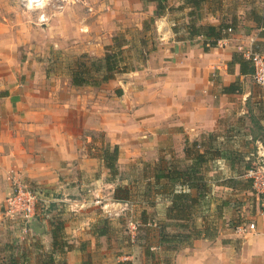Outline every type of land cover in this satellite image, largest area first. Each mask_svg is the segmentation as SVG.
<instances>
[{
	"label": "crops",
	"instance_id": "0c3cea01",
	"mask_svg": "<svg viewBox=\"0 0 264 264\" xmlns=\"http://www.w3.org/2000/svg\"><path fill=\"white\" fill-rule=\"evenodd\" d=\"M136 1L140 7L147 4L153 13L154 3ZM250 1L245 0L252 6H241L246 21L238 16L224 47L204 49L202 38L190 37L183 28L186 19L176 20L181 25L174 32L168 13L158 17L153 25L155 43L143 50L139 65L116 73L98 86L73 85L39 66L15 65L6 55L9 50L0 48V223L10 171L40 188L44 198L52 195L51 201L69 200L75 206L88 199L95 202L99 205L97 217L108 213L109 205H120L111 196L120 181L124 182L117 175L110 179L102 160L108 145L92 147L95 132L117 146L118 171L125 166L142 169L140 163L148 168L179 162L186 159L185 148L194 141L200 151L211 143L213 149L243 154L251 164L258 144L264 145V87L253 82L252 70L240 72L234 60L240 53L237 47L247 45L250 38L254 49L264 50V29L252 17L258 6ZM208 3L209 24L229 18L223 7H240L236 0L232 4L230 0ZM211 163L219 173L224 168L230 174L213 177L211 185L233 190L238 176L232 167L244 169L242 165L232 166L218 156ZM51 212L39 215L41 233L50 229V221L64 217L61 209ZM223 218L214 223L212 237L197 238L180 247L175 264H264V213L260 212L259 200L240 222L246 228L254 223L253 229L239 233L235 227L240 223L230 226L222 223ZM94 226L90 223L85 230L75 224L72 231L80 230L78 236L86 232L92 246L103 238L93 235ZM41 233H33V237ZM7 248L20 251L19 255L11 251L5 258L19 260L21 256L19 264L26 263L23 245L9 243ZM60 254L58 264H77L71 251ZM52 260L49 264H57L56 255Z\"/></svg>",
	"mask_w": 264,
	"mask_h": 264
},
{
	"label": "rangeland",
	"instance_id": "374dc122",
	"mask_svg": "<svg viewBox=\"0 0 264 264\" xmlns=\"http://www.w3.org/2000/svg\"><path fill=\"white\" fill-rule=\"evenodd\" d=\"M28 1L0 0V39H2L0 48L9 50L6 55L15 65L25 63L27 66H39L52 77L57 76L70 80L73 70L83 68L81 63L90 66L93 59L104 56L106 52L118 50L117 46L120 43L122 47L119 48H121L123 60L119 69L124 72L139 65L141 60L138 52L140 49H150L155 43L153 25L158 17L154 10L153 13H149L150 9L147 4L140 7L138 6L140 3L138 4L136 0H38L37 2H30L32 1L30 0V3ZM232 1L235 0H230L231 4ZM236 1L240 7L234 9L223 7L222 9L230 15L228 19L246 16L241 7L244 3L246 6H252L245 0ZM250 2L256 4L253 6H258L256 10L261 11L264 6V0H251ZM181 3L182 0H167V4L171 6H178ZM207 4L208 2L203 4L202 17L199 20L204 24H209L206 23L209 17ZM185 10H175L168 15L180 20ZM165 15L167 13L163 16ZM242 19L246 21L244 17ZM257 50L264 55L263 49V51L259 48ZM107 145L113 147L101 132H95L92 147ZM142 165V169L136 167L131 169L125 166L121 171L117 169L116 173L109 171L110 179L117 175L124 182L120 181L118 186L128 189L129 200L120 201V205L115 208L109 205L106 211L108 213L99 215V217H97L100 214L99 205L89 199L78 206L64 199L63 201L58 199L51 201L52 195L44 198L40 188L27 182L38 194L36 209L39 213L46 210L58 213V209L62 210L64 217L55 219L56 222H62L63 237H60V241L63 242V246L65 245V251H71L74 254L77 264H81L83 260H89L90 264H118V262L161 264L164 258L165 261L169 260V264L176 263V253L180 248H166L158 244L160 226L165 224L164 227L168 232L178 230L177 226L173 225L175 221L166 218L167 198L165 195L167 190L162 188L165 183L161 181V184H156L152 179L154 170L157 169L153 164L148 168L144 166V163H140V167ZM207 169L206 176L209 180L217 175L223 177L230 175L224 168L219 173L211 162ZM244 170L237 169L238 178L236 180H239L241 184L234 186L233 190L211 185L209 197L198 206L195 212L197 225L202 224L203 221L209 225L218 224V217L221 216H224L222 223L226 221L230 226L244 220L253 202H257L253 190L243 187ZM132 178H134L133 181H131ZM112 188L110 186L109 191ZM194 191L191 192L194 193ZM78 192L81 193L82 190L78 189ZM111 197H114V193ZM143 209L147 212V223H142L140 218ZM71 213L73 217L69 215ZM2 218L0 264H7L9 258L5 256L11 251L19 255L20 250L18 249H6L9 243L13 246L23 245L27 257L24 264H49V258L53 255H56L57 264L61 262V259L57 257L59 255L62 258L61 249H53L49 230L33 237L32 231L22 232L23 223L20 220L14 221L4 216ZM105 219L108 236L98 238L92 246L86 240V232L78 236L76 234L80 233V230L77 231L78 233L72 231L75 224L85 227L86 230L90 223L102 225ZM66 222L67 226H65ZM166 224L169 225L166 226ZM79 238L85 242L82 251L78 248L83 243ZM147 246L150 254H146Z\"/></svg>",
	"mask_w": 264,
	"mask_h": 264
},
{
	"label": "trees",
	"instance_id": "16d2710c",
	"mask_svg": "<svg viewBox=\"0 0 264 264\" xmlns=\"http://www.w3.org/2000/svg\"><path fill=\"white\" fill-rule=\"evenodd\" d=\"M143 4L153 2L155 4L154 12L156 17L163 16L166 13H170L175 10L184 11L182 18L186 19V23H183V28L190 37L199 36L202 38L204 49L207 46H215V42L219 38L228 37L231 33L227 32V28H231L234 32L238 20L233 17L232 19L221 20L218 24H204L200 23L199 20L202 17L203 4L207 3L208 0H182V3L178 6H171L167 4V0H141ZM207 1V2H206ZM211 1V0H209ZM215 0H212L214 3ZM211 10L210 3L207 4V10ZM253 20L264 29V8L261 11L254 10L252 14ZM180 18V19H182ZM178 19V18H177ZM177 19H173L172 29L176 32L180 25L176 22ZM118 50L112 52H106L104 56L95 58L90 62V66H85L81 63L83 68L80 70H73L71 72L70 82L73 85H91L98 86L102 82L112 78L116 73H120V63L123 60L121 56L122 44H118ZM143 50L140 49L138 56H142ZM234 60L239 63L240 72L248 73L253 72V67L250 65V61L242 56L240 52L238 55H234ZM129 70H132L131 68ZM128 70V71H129ZM211 142V140H210ZM197 142L194 141L189 147L185 148L186 159L176 160L173 163L165 164L162 167H155L152 175V179L155 180L156 184L164 181L162 188H166L167 192L165 197L167 198V204L165 208L166 218L168 220L175 221V226L178 230L175 232H168L165 229V224L160 226L158 230V244L166 248L179 249L180 247L190 244L192 240L197 238L212 237L214 235L213 228L214 224L209 225L205 222L197 225L195 221V212L199 205L203 204L211 192V180L207 178V168L211 161L215 157H222L231 162V165L241 164L246 170L250 167V162L244 160V156L238 152L223 151L218 148H214L210 145L202 149L201 151L196 148ZM118 154V148L116 145L113 147H105L102 152V160L110 172L116 173V159ZM188 159V162L186 160ZM241 167V168H242ZM236 168L237 167H232ZM245 172V171H244ZM243 187L250 188L249 180L245 179ZM236 183L241 184L239 180ZM195 190L194 193L191 192ZM114 199L117 201L129 200V192L126 187L117 186L114 191ZM147 212L142 210L140 218L142 223H147L146 220ZM169 224H166V226ZM234 225V224H233ZM237 225V224H235ZM62 222H56V220L50 221L49 233L52 238L53 249L60 248L61 252L65 251V245L61 243L60 237L62 236ZM93 235L96 237L108 236L107 220H103L102 225L94 226ZM63 237V236H62ZM84 243H81L78 248L82 251ZM150 254L149 247L147 246L146 254ZM53 257H50V262H53ZM164 260V262H163ZM17 257H10L7 264H19ZM169 260L165 261L162 259L161 264H169ZM81 264H90L89 260H83ZM118 264H124V262H118Z\"/></svg>",
	"mask_w": 264,
	"mask_h": 264
},
{
	"label": "built area",
	"instance_id": "2783aa9c",
	"mask_svg": "<svg viewBox=\"0 0 264 264\" xmlns=\"http://www.w3.org/2000/svg\"><path fill=\"white\" fill-rule=\"evenodd\" d=\"M28 3L30 2L28 1ZM227 32L232 33L231 28H227ZM229 41L230 35L219 38L216 40L215 46L224 47ZM237 48L242 56L252 64L253 72L251 76L253 81L260 87H264V55L253 48V39L250 38L247 45H240ZM243 176L249 180L250 188L260 202V212L264 213V145L262 143L258 144L256 159L245 170ZM6 179L9 183V193L4 199L2 215L14 221L20 220L23 223L22 232H30L31 221L33 219L38 220L40 215L36 209L38 194L17 172L10 171ZM247 228L253 229L254 223H249ZM247 228L240 223L235 227V230L243 233Z\"/></svg>",
	"mask_w": 264,
	"mask_h": 264
},
{
	"label": "water",
	"instance_id": "95a60500",
	"mask_svg": "<svg viewBox=\"0 0 264 264\" xmlns=\"http://www.w3.org/2000/svg\"><path fill=\"white\" fill-rule=\"evenodd\" d=\"M30 228L32 233H41L43 228H42V224L39 222V220L37 219H33L30 223Z\"/></svg>",
	"mask_w": 264,
	"mask_h": 264
},
{
	"label": "bare ground",
	"instance_id": "6f19581e",
	"mask_svg": "<svg viewBox=\"0 0 264 264\" xmlns=\"http://www.w3.org/2000/svg\"><path fill=\"white\" fill-rule=\"evenodd\" d=\"M30 1V0H29ZM38 0H32V1H30V2H37Z\"/></svg>",
	"mask_w": 264,
	"mask_h": 264
}]
</instances>
